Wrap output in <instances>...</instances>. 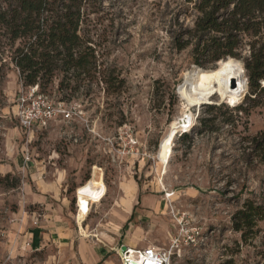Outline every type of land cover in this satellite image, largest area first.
Here are the masks:
<instances>
[{
	"label": "rangeland",
	"instance_id": "rangeland-1",
	"mask_svg": "<svg viewBox=\"0 0 264 264\" xmlns=\"http://www.w3.org/2000/svg\"><path fill=\"white\" fill-rule=\"evenodd\" d=\"M84 12L82 28L99 64L122 80V88L109 93L94 80L87 95L81 90L69 97L55 79L44 93L74 107L77 118L54 122L30 138L9 115L21 79L12 63V42L0 32V165L14 167L6 172L0 166L1 177L12 174L0 185V264H31L42 257L32 253L22 262L15 256L10 260L14 213L25 208L24 184L40 192L29 172L16 166L25 155L38 174L67 169L66 189L77 204L73 212L100 224L104 241L112 237L115 243L170 248L172 238L179 239L173 264H264V222L247 243L233 229V215L247 200L264 204V159L248 141L264 130V94L253 102L256 96L248 95V86L242 103L233 107L224 98V78L213 80L210 74L206 90L191 85V72L197 69L191 47L180 51L177 44L195 26L199 12L194 2L86 0ZM242 55L248 56V49ZM221 64L200 68L218 71ZM223 103L228 110L208 112V105ZM202 118L213 121L201 125ZM129 186L140 202L150 200L154 214L138 227L120 229ZM166 191L175 193L176 217ZM111 207L112 213L105 214Z\"/></svg>",
	"mask_w": 264,
	"mask_h": 264
},
{
	"label": "trees",
	"instance_id": "trees-1",
	"mask_svg": "<svg viewBox=\"0 0 264 264\" xmlns=\"http://www.w3.org/2000/svg\"><path fill=\"white\" fill-rule=\"evenodd\" d=\"M185 1L195 3L199 16L188 32L189 38L177 44V49L191 47L197 69L222 63L215 71H223L219 75L221 80L228 73L240 79L242 75L246 88L239 101L249 86L248 95L256 96L253 98L256 102L258 94H264V0ZM85 3L86 0H0V32L12 42V63L26 87L39 85L44 93L58 79L59 89L75 97L81 90L87 95L95 80L106 85V92L121 90L122 80L102 70L96 50L83 31ZM244 49H248L246 57L242 55ZM207 72L213 80L218 78L212 71ZM207 108L210 113L229 109L226 103ZM212 121L202 118L200 123L206 126ZM248 141L250 148L264 159V130ZM11 177V173L0 176V185ZM17 184L18 180L10 187ZM261 222L264 204L253 200H247L233 215V229L245 243L258 236Z\"/></svg>",
	"mask_w": 264,
	"mask_h": 264
},
{
	"label": "crops",
	"instance_id": "crops-1",
	"mask_svg": "<svg viewBox=\"0 0 264 264\" xmlns=\"http://www.w3.org/2000/svg\"><path fill=\"white\" fill-rule=\"evenodd\" d=\"M15 163L18 169L29 172L32 179L30 183L40 192L32 191L29 183L24 184L25 208L14 213L10 260L15 256V259L22 262L32 253H41L42 257L40 259L35 257L33 259L35 262L31 264H116L113 255V253L116 254L115 248L122 245L134 249L149 246L140 245L138 242L115 243L112 237L108 242L99 238L102 234L100 224L95 225L94 219L89 215L84 220L80 218L81 214L77 215L73 212V206L77 204L75 199L71 201L66 189L69 182L67 169L57 167L52 171L46 170L45 175L44 172L38 174L33 170L36 165L33 166L32 161L26 162L24 157L21 160L16 159ZM0 166L6 172L14 168L9 164ZM74 181L77 182V179ZM126 191L123 212H120L119 218L120 229L130 224L138 227L140 225L138 223L153 215L152 209H155L150 200L142 198L141 202L139 201L134 186L127 187ZM72 194L73 198L77 196L76 191ZM100 204L102 205V202ZM112 210V207L106 209L105 214L112 213ZM98 219L102 220L100 217ZM85 228L88 229L87 232L90 231L89 234ZM117 258L119 260L118 256Z\"/></svg>",
	"mask_w": 264,
	"mask_h": 264
},
{
	"label": "built area",
	"instance_id": "built-area-1",
	"mask_svg": "<svg viewBox=\"0 0 264 264\" xmlns=\"http://www.w3.org/2000/svg\"><path fill=\"white\" fill-rule=\"evenodd\" d=\"M73 109L74 107H68L65 102H55L49 95L41 93L39 85L26 87L21 81L12 114L9 115L18 122L21 132L30 138L35 133L48 130L54 122H70L76 119L77 112ZM25 161H30L29 155H25ZM174 194L166 191L165 197L176 217L171 200ZM123 246L115 248L120 264H173L181 243L179 239L172 238L170 248L149 245L142 249H134L126 246L127 249L123 251Z\"/></svg>",
	"mask_w": 264,
	"mask_h": 264
},
{
	"label": "bare ground",
	"instance_id": "bare-ground-1",
	"mask_svg": "<svg viewBox=\"0 0 264 264\" xmlns=\"http://www.w3.org/2000/svg\"><path fill=\"white\" fill-rule=\"evenodd\" d=\"M212 72L215 73L217 77H219V75L223 71L221 72L212 71ZM244 75H245V72H244ZM245 79H246L247 86H248V79L246 78V76H245ZM209 81H210V74L207 71L202 70V69L192 70L191 75H190V82L192 86L198 89L200 88L202 90H206V88L209 85ZM224 81H225V88H226L224 98L230 99V100H225V101H229L228 102L229 105L233 107L238 106L239 104L242 103L243 99L245 98L244 97L241 99V101H239L242 95L245 93L246 83H243V81L237 75L233 73L226 74L224 77Z\"/></svg>",
	"mask_w": 264,
	"mask_h": 264
},
{
	"label": "water",
	"instance_id": "water-1",
	"mask_svg": "<svg viewBox=\"0 0 264 264\" xmlns=\"http://www.w3.org/2000/svg\"><path fill=\"white\" fill-rule=\"evenodd\" d=\"M229 58H231V57H228L227 59H229ZM227 59H224V60H227ZM222 61H223V60H222ZM220 62H221V61H220ZM217 64H218V66H219L220 63H217ZM126 249H127L126 246H123V247H122V250H123V251H125Z\"/></svg>",
	"mask_w": 264,
	"mask_h": 264
}]
</instances>
